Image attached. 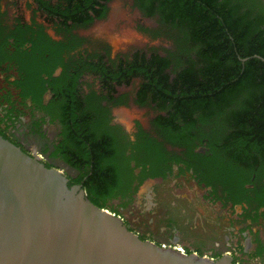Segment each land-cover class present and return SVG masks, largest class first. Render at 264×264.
Here are the masks:
<instances>
[{"label":"trees","instance_id":"obj_1","mask_svg":"<svg viewBox=\"0 0 264 264\" xmlns=\"http://www.w3.org/2000/svg\"><path fill=\"white\" fill-rule=\"evenodd\" d=\"M31 1L58 38L34 16L7 23L0 4V54L7 55V45L16 47L25 56L18 65L33 81L41 80V72L62 68L64 110L71 120L59 150L83 171L81 185L91 203L111 212L102 199L117 195L128 161L140 169L141 183L146 176H161V165L171 159L194 172L199 170L195 162L204 163L207 179L202 180L219 184L226 201L264 208V0H132L157 23L141 30L168 39L173 48L114 57L104 43L82 50L89 39L78 33L106 19L111 0ZM85 74L94 76L99 91L89 89L78 101L77 79ZM135 78L140 80L135 103L164 113L152 120L154 135L139 128L132 153L124 156L102 103H120L123 96L115 99V85ZM196 133L207 138L210 154L194 152ZM166 144L182 150L170 152Z\"/></svg>","mask_w":264,"mask_h":264},{"label":"flooded vegetation","instance_id":"obj_2","mask_svg":"<svg viewBox=\"0 0 264 264\" xmlns=\"http://www.w3.org/2000/svg\"><path fill=\"white\" fill-rule=\"evenodd\" d=\"M80 30L82 29L78 30L79 34ZM52 32L53 35L49 34L47 29V33L57 39L53 30ZM90 43L89 40L82 46V50L84 47L91 51L98 48L99 43H96L94 48L87 47ZM104 45L110 47L108 43ZM29 46L23 45V49H29ZM5 49L9 50H6L7 55L0 54V136L27 155L38 159L48 168L60 171L68 178L69 186H78L86 195L81 185L85 180L83 171L76 169L66 161L65 151L61 153L59 150V145L64 141L66 125L71 120L64 110L63 94L65 91L60 83L61 78H59L62 68L55 66L52 70H47V73L50 71V76L46 72H41V80L37 78L33 81L26 77L24 69H20L18 65V61L25 56L19 55L16 47L11 45L5 46ZM110 52L112 55L111 47ZM51 77L59 79L51 83ZM87 80L92 83H88ZM139 84L140 80L135 78L128 85H115V93H113L115 99L123 96V100L120 103H116L115 100L102 103L108 106V126L112 128L114 142L119 147L118 151L124 156H130L132 153L131 145L136 140L139 128L154 135L152 120L164 113L152 106L135 103ZM57 85L62 87V91ZM76 89L77 98L80 101L89 89L99 91V83L94 76L85 74L77 79ZM126 106L146 109L148 118L145 122L141 119H133L125 123L119 111ZM196 134L197 136L192 140L194 152L201 155L210 154L206 146L207 138H201L200 133ZM166 148L170 152L177 153L182 150V148L169 144H166ZM144 161L145 158L142 156V162ZM145 163L148 172L150 164ZM195 163L198 165V172H194L193 167L187 168L184 162L168 159L161 165L163 172L161 176H146L143 179L142 169L143 180L140 183V169L134 168L135 162L130 160L127 162L128 169H124L123 183L118 186L117 195L106 197L102 201L140 239L177 250H179L177 243L189 242L191 237L188 234L193 233L200 223L192 218V214L202 216L205 213L204 209L200 210L195 204L200 205L203 202L213 204L218 211L216 213L220 217L219 221L227 219L228 225L212 226L214 232L205 227L198 236L201 240L209 241V245H190L180 251L196 253L213 259L228 256L235 264H264V208H255L254 203L253 205L244 202L234 204L226 201V194L219 184H215L214 187L202 180V178L207 179L204 163ZM121 164L125 166L126 161H122ZM76 178L82 179L76 182ZM245 186L249 188L252 184ZM194 188L198 192L197 203H193L187 197V193ZM252 197L253 195L250 198ZM141 201L144 209L140 214V219L142 217V221L148 224L143 227L142 222L139 224L132 222L125 214L127 210ZM152 223L155 224V229L149 227ZM200 224L203 225V223Z\"/></svg>","mask_w":264,"mask_h":264},{"label":"water","instance_id":"obj_3","mask_svg":"<svg viewBox=\"0 0 264 264\" xmlns=\"http://www.w3.org/2000/svg\"><path fill=\"white\" fill-rule=\"evenodd\" d=\"M0 264H235L140 239L0 136Z\"/></svg>","mask_w":264,"mask_h":264},{"label":"rangeland","instance_id":"obj_4","mask_svg":"<svg viewBox=\"0 0 264 264\" xmlns=\"http://www.w3.org/2000/svg\"><path fill=\"white\" fill-rule=\"evenodd\" d=\"M0 4L7 23L12 24L17 17H22L23 20L29 21L34 16L37 21L44 23L47 26L49 34L53 35L52 30L42 14L35 11V6L31 0H0ZM109 7L110 11L106 19L96 21L89 28L79 31L81 35L86 36L91 41L90 45L87 47L94 48L96 43H108L112 50V56H129L136 50L146 51L152 47L156 48L160 53H165L166 50L173 48L172 43L168 39L164 37L153 38L150 34L141 30V27L156 28L157 23L154 19L143 16L133 6L132 0H111ZM87 82L92 83L90 80H87ZM119 112L122 114L125 123L133 119H141V121L145 122L148 118V111L146 109L133 108V106L122 107ZM197 193V189H191L189 193H187V197H189L193 203H197ZM195 205L199 206L200 210L204 209L205 213L202 216H193L192 214V218L197 222L203 223V225L198 223L194 232L188 234L191 237L189 242L177 243L179 251L190 245H209V241L201 240L198 234L203 231L205 227L214 232L215 230H213L214 227L212 226H217V224L228 225L229 223L227 219L219 221L220 217H218L216 213L218 211L215 205L208 204L207 202ZM179 206L183 205L179 204ZM143 209L144 204L141 201L130 210H127L125 214L132 222L135 221L138 224L142 222L143 227L144 225H148L142 221V217L140 219V214ZM149 227L155 229V224L152 223Z\"/></svg>","mask_w":264,"mask_h":264}]
</instances>
